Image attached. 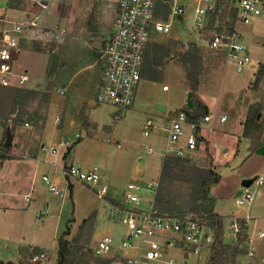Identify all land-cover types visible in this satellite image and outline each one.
Here are the masks:
<instances>
[{
  "label": "rangeland",
  "instance_id": "obj_1",
  "mask_svg": "<svg viewBox=\"0 0 264 264\" xmlns=\"http://www.w3.org/2000/svg\"><path fill=\"white\" fill-rule=\"evenodd\" d=\"M171 1L173 5L175 0ZM180 1L177 0V2ZM236 4V0H224L219 12L211 17L207 28L199 31L194 29L192 12H189L183 22L176 21L174 31L175 36L179 37L178 39L183 40L186 44L194 42L200 48L198 95L201 98L203 96L213 99L217 112L226 113L228 117L230 115L236 116L242 123L253 104L264 103V77L258 85L255 84L257 70L264 63V14L258 16L252 23H238L236 19L237 10H234ZM232 21L241 35V40L248 46L252 58V63L242 71H238L233 62L227 63V67L222 68L220 63L222 61L228 62L225 52L211 49L208 44L214 28L228 31L227 28ZM171 34H174V32ZM155 35L153 36L155 41H166L170 38L166 36L167 34ZM151 47L152 44L150 49ZM160 68L159 75L165 78L161 81L162 84H170L168 81L170 78L176 79L177 84H189L187 68L179 60V57L170 59L167 64H163ZM37 74H40L35 82L39 84L35 88L38 91L23 100L21 110L16 107L11 112L13 110V93L15 92L11 88L0 85V167H5L2 170L5 174L1 176L7 180L4 184L0 182V198L4 192L20 191L18 193H23V195L14 198V203L10 204L13 206H5V203H2L0 199V263L56 264L59 238L69 227L70 234L66 238L73 246L72 264H108L107 259L94 254V246L96 239L106 233H110L117 243L121 240L125 232V226L110 215L109 209L110 201L114 198L123 199L125 185L116 186L115 182H112L108 193L104 197H100L88 185L73 180L72 189L68 185V190L63 195L53 194L42 178L44 173L51 175L53 180L60 186L65 185L66 182L64 184L63 179L57 180L63 178L62 168L59 170L58 166H55V163H53L55 156L51 155L49 157L50 161L45 162V165H42L36 171L33 187L29 190V197L27 198L24 194L27 193L25 189H28L30 185H28L30 178L25 165L32 161L30 160V153L33 152L34 146L37 144L35 138L32 141L33 134H36L37 131L42 132L43 128L46 127H48V130L54 127L61 130L67 120L69 109L68 104H65V95H61L60 91L58 92L63 84H52L49 78L43 75V72ZM248 79L251 80L246 88L235 85L238 82L243 84ZM153 88L154 86L141 80L133 106L125 110H120L114 104L98 101L95 94L89 103L83 105L81 111L83 126L81 128H72L68 134L60 131L58 137L54 139L53 136H43L42 140L39 141V145L43 142L59 143V141L68 140V144H73L76 148L77 143L90 138L99 145L103 144L106 147V151L104 147H96L89 162L100 165L101 170H104L100 163L105 155L112 157L114 154L129 152L135 160L136 152L140 148L144 145H152L155 152L149 158L155 156L156 159L151 162V168L145 162L141 164L136 161L140 167L137 172L140 173V177L136 176L137 178H141L142 175L147 178L159 177L160 180L162 163L168 155L164 157L162 154L166 147V132L162 128L165 126V120H157L152 115L155 110H159L157 104H153L152 101L154 97ZM192 94L193 92L189 91L187 101L193 102ZM53 95L55 105L51 102ZM183 98V94H178L175 96L174 102H183ZM145 112L150 113L159 126L151 130V134L148 136L143 134ZM117 113L119 118H116ZM57 115H60L61 119L56 120ZM260 116L264 117V107ZM90 122L91 126H88ZM215 122L219 124V119H215L212 123ZM219 125H223V123ZM114 129L115 134H113ZM7 130L9 131L8 135H11L12 146L10 149L4 150L2 143L6 140L5 132L7 133ZM243 130L242 123L240 136L250 143L245 150V154L248 155L253 146L264 142V120L251 127L249 130L250 136H243ZM117 142H121L122 147H118ZM26 143L31 145L29 153H26L27 150L22 148ZM66 146V143L60 146L56 157L61 154L64 148H67ZM75 148L74 153L69 154V156L74 157L76 155L77 159H81L82 156L79 155L82 152L76 151ZM228 148L230 147L228 146ZM219 151L222 154L221 156L220 153L217 155L220 157L218 165L222 168L221 173L225 174L219 190H227L232 193L233 176L231 175L240 168L243 159L237 154L234 158H230V163H226L228 159L225 158L224 150L220 149ZM3 152L8 156L4 160L1 158ZM45 155V151L39 148V157L44 158ZM183 157L190 158L198 165L206 167L212 161L211 153L207 150L189 152ZM23 164L25 165L22 172L19 171V175H21L19 183L12 187L11 178H13V174L11 171H16V168ZM164 185L167 198L173 199L176 202L175 205L179 207L167 211L168 213H189L208 217L207 212L204 210L192 209L194 187L191 182L177 178L171 182H164ZM260 189L264 190V183L260 186ZM239 193L240 191L237 195ZM262 195L256 196L255 201L257 198L260 199ZM153 196L154 191L145 192V200L152 199ZM263 198L262 200H264ZM229 201H231L230 204H235L233 198H230ZM255 201L252 209L255 207ZM104 207L107 208L106 213L103 210ZM241 209L243 214L246 210ZM162 211L166 212L163 209ZM253 216L258 219L257 223L261 226L263 218L255 214ZM226 217L228 215L224 216L223 219H225L227 226ZM254 224L255 220H252L250 222L251 228L254 227ZM222 238L230 246L221 257L219 264H241L243 258L250 260L249 264H264L263 255L258 253L260 245L263 244H261L262 241L258 243L257 255L250 257L247 255L248 249L245 238L235 241L227 234H223ZM40 248H44L49 252V258L46 261H32L33 252ZM207 257L205 255L203 260H206ZM186 259L188 263L185 262L184 257L180 256L178 264H207L209 262L200 261L199 257L193 253H189Z\"/></svg>",
  "mask_w": 264,
  "mask_h": 264
},
{
  "label": "built area",
  "instance_id": "obj_2",
  "mask_svg": "<svg viewBox=\"0 0 264 264\" xmlns=\"http://www.w3.org/2000/svg\"><path fill=\"white\" fill-rule=\"evenodd\" d=\"M218 0H181L174 1L167 17L158 15L160 0H119L111 36L103 47V65L97 100L116 105L120 110L133 106L138 84L142 79L144 54L153 34H171L176 21L183 22L189 12H192L195 30L207 28L210 16L217 9ZM237 22L252 23L258 16L264 14V0H236ZM44 8L48 5L42 2ZM36 25V21L30 22ZM23 23L12 21L10 28L4 29L0 36V83L4 85H23L28 79L27 72L16 73L13 70V50L19 46V34L23 32ZM58 36V28L54 30ZM65 32L64 29L61 30ZM209 47L222 50L228 62H233L238 71H242L252 63L248 46L241 40L237 28L232 31L214 28L209 40ZM16 77V80H13ZM169 85L165 84L164 89ZM60 92L64 90L60 89ZM188 103V101H187ZM116 118H119L118 113ZM224 122L228 119L226 113L210 112L197 120H190L183 108L173 114L167 126L166 147L162 153L166 155L184 156L196 151L199 147L201 128L215 119ZM56 119H61L57 115ZM154 118L146 115L143 134L148 136L156 128ZM59 143L40 144L45 151V161L49 162L51 155L57 156L61 145ZM122 146L121 142L117 143ZM155 152L152 145H144L136 152V161L144 163ZM66 178L65 185H58L52 176L43 174L42 178L50 192L63 195L68 190V180H77L104 197L109 191V184L101 181V169L97 164L84 166L71 163L62 168ZM248 185L243 184L240 193L235 197V205L246 211L243 214H232L222 219L223 234L233 240L245 238L247 255L256 256L259 244L264 240V226H259L257 218L251 211L256 196L263 194L260 186L264 183V174L259 173ZM159 177H132L124 189L121 201H110V215L125 226V232L117 243L115 238L106 233L96 239L94 254L108 260V264H178L180 256L193 253L200 261H209L214 246L217 244L219 222H214L207 216L197 214H181L163 212L155 203V194L159 185ZM154 191L152 199L145 200V192ZM30 194V193H29ZM29 194H26L28 198ZM104 212H107L105 207ZM224 217V216H223ZM255 220L254 227L250 222ZM222 234V235H223ZM208 256L206 260L204 256ZM49 252L44 248L33 252L32 261H46ZM209 259V260H208Z\"/></svg>",
  "mask_w": 264,
  "mask_h": 264
},
{
  "label": "crops",
  "instance_id": "obj_3",
  "mask_svg": "<svg viewBox=\"0 0 264 264\" xmlns=\"http://www.w3.org/2000/svg\"><path fill=\"white\" fill-rule=\"evenodd\" d=\"M118 1L119 0H0V36L4 29L12 26V21L21 22L24 25L23 32L19 34V46L17 49L13 50L12 60L14 72H27L29 74V79L23 86L34 89L38 87L37 85L39 84L35 82L40 74L37 73L43 72V75L49 78L52 84H63V86L58 89V92L60 89L64 90L63 93H59L65 95V104H68L69 107L67 112L68 117L64 127L61 130L58 127L49 128L48 130V127H46L43 128L42 132L37 131L36 134H33L32 141L35 138L37 144H35L33 152L30 153V160L32 161H28L29 163L27 165H20L14 172L11 171L13 174V178H11L13 187V185L19 183L21 178L19 171L22 172L23 166L25 165L28 177L30 178L28 181V185H30L28 189H25V192H27L24 193L25 195L29 194V190L33 187L36 171L42 165H45V162L47 163V161H45V156L44 158L39 157V141L42 140L41 138H43V136H53L54 139L58 137L60 131L68 134L71 132L72 128H81L83 126L81 111L83 105L89 103L99 89L101 68L103 65L102 51L106 40L111 36L113 31V21ZM42 2H45L48 7L44 8ZM31 21H36V25L31 24ZM57 28L59 30L58 36L54 31ZM62 29L65 30L64 33L61 31ZM173 32L174 34H167L166 36L178 39L179 37L175 36V31ZM154 35L155 34H153V36ZM153 36L145 50L141 80L154 86L152 89L154 96L152 99L153 104H157V106L161 104L166 107L165 110L161 108L155 110L152 115L157 120H165L164 125L167 126L173 114L181 108L185 109V107L194 109L195 102L193 100V102L188 101L187 103L186 99L189 96V91H192L190 87H188V84H177L176 79L170 78L168 80L170 82V84H168V89L163 88L165 84H162L161 81L165 78L159 75L160 66L155 68L154 73L147 69L145 71L146 56L150 50V45L155 42L165 43L170 39L166 41H155ZM227 63L229 62L222 61L220 66L225 68L228 65ZM149 72L152 73V75H149ZM13 80H16V77H13ZM250 80L251 79L246 80L243 84L239 82L234 83L240 88H246ZM140 85L141 81L138 84L136 96ZM165 92L167 93L166 95ZM178 94H183V102H174L175 96ZM201 99L209 107L208 113L218 111L215 109L213 99L203 96ZM51 102L55 105L54 95ZM146 115L152 116L148 112H145L144 117ZM221 123H223V125H219ZM219 124L216 122L214 124L208 123L201 128L202 139L197 150H207L210 152L212 163L217 167L220 173L222 168L218 165L220 157L217 156L219 153L220 156L222 154L219 151L220 149L224 150L225 158L228 159L226 163H230V158H234L237 154L241 156L243 161L240 168L231 175L233 176V192L230 193L227 190H219V186L222 185L225 176V174L221 173L220 181L211 186L210 193L211 196L215 198L214 210L218 214L222 216L242 214V209L240 208V210H238V207L234 203L230 204L231 201H229V199L233 198V202L235 201L237 193L241 191L243 185L242 181L244 179L263 173L264 142L258 144L255 149L252 147L247 155L245 154V150L249 147L250 143L240 136L242 128L241 121L238 120L236 116L230 115L226 121H219ZM88 126H91V122ZM113 134H115V129L113 130ZM65 143L67 148L63 149L61 152L62 155L60 154L53 159V163H55L56 167L58 166L59 170L73 162L85 166L93 165L89 162L93 157L92 154H94L95 148L98 146L99 148L104 147L106 151V147L103 144L99 145L90 138L77 143L76 148L75 145L68 144V140H65ZM228 146L230 148H228ZM22 148L27 150L26 153H29L31 145L26 143ZM74 148L76 151L82 152L79 155L80 157L82 156L81 159H77L76 155L74 157L69 156V154L74 153ZM155 159V156L153 158H148L145 163L151 168V162ZM100 164L104 167V170H101V181L108 183L109 189L112 182H115L116 186H121L123 184L126 187L130 178L137 177L136 175L140 177V173H137L140 167L136 160H133L129 152H121L118 155L114 154L112 157L105 155ZM4 168L5 167H0V182L2 184L7 181L1 176L5 174V172L2 171ZM6 178L8 179V177ZM61 179H63L65 184L66 178L63 176V178H58L57 180ZM72 181L73 180H68V182L73 185ZM18 192L2 193L3 196L0 198L1 202H4L5 206H13L10 204L14 203V198L23 195V193ZM263 196L264 192L260 199L257 198L255 207L252 210L253 214L263 218L261 224L264 226ZM114 200L121 201L122 198H114ZM261 244L264 245V240ZM262 245H260L258 253L263 255V260L264 246ZM249 261L250 260L243 258L241 264H249Z\"/></svg>",
  "mask_w": 264,
  "mask_h": 264
},
{
  "label": "trees",
  "instance_id": "obj_4",
  "mask_svg": "<svg viewBox=\"0 0 264 264\" xmlns=\"http://www.w3.org/2000/svg\"><path fill=\"white\" fill-rule=\"evenodd\" d=\"M224 0H218L217 9L210 16L216 15L219 12V8L222 6ZM172 6L171 0H160L158 15L162 17H167ZM236 10V7L234 8ZM236 12V11H235ZM235 15V13H234ZM228 31L234 29V23L229 24L227 28ZM179 57V60L187 68V77L189 81V87L193 92V100L195 102V108L189 109L185 107L187 111L188 118L190 120H197L203 117L209 112V107L198 95L197 90L199 88V78H198V67L200 66V48L194 43L190 42L186 44L183 40L177 38H170L165 43L155 42L152 44L151 49L147 53L146 62H145V71L151 70L154 73L155 68L162 66L167 63L170 59ZM149 75L152 73L149 72ZM264 77V63L260 65V68L257 70L255 84L258 83ZM3 87H8L13 89V110L18 107V110L23 108V100L29 97L30 95L36 93L38 90L34 88H28L18 85H4ZM264 107V103L253 104L251 110L248 112L247 117L243 123V136H250L249 130L251 127L258 122L264 120L263 116H260V113ZM21 108V109H20ZM5 132L6 140L3 141L2 147L4 150L10 149L12 146L11 143H7V138H9ZM258 145V144H257ZM253 146V149L257 147ZM2 160L8 158V156L3 152ZM183 179L192 183L194 187V197L192 199V209L196 208L198 210H204L207 212V215L214 222H219L218 229V239L217 244L214 246L210 260L207 264H219V261L226 250L229 248V244L225 243L222 238V219L223 216L215 212V198L211 196L210 190L211 186L217 183L221 179V173L217 170V167L213 165L212 161L209 166H200L194 160L178 155H168L164 158L162 163V169L160 173V182L155 194V203L161 209L167 211L178 209L176 202L173 199L167 198L165 192L164 182H171L174 179ZM72 184L69 183V187L72 189ZM116 202L115 200H112ZM164 212V211H163ZM70 234V228L68 227L59 238V248H58V257L56 264H72V252L73 246L72 243L66 238ZM7 264V263H0Z\"/></svg>",
  "mask_w": 264,
  "mask_h": 264
},
{
  "label": "water",
  "instance_id": "obj_5",
  "mask_svg": "<svg viewBox=\"0 0 264 264\" xmlns=\"http://www.w3.org/2000/svg\"><path fill=\"white\" fill-rule=\"evenodd\" d=\"M158 107L165 110L166 107L164 105L158 104ZM7 143H11V135L9 136ZM256 176V175H255ZM254 176V177H255ZM252 178H247L242 181V184L248 185L251 182Z\"/></svg>",
  "mask_w": 264,
  "mask_h": 264
}]
</instances>
